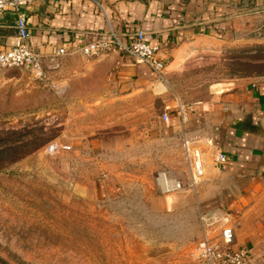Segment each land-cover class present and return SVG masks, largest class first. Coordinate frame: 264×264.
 I'll return each instance as SVG.
<instances>
[{"label": "rangeland", "instance_id": "rangeland-1", "mask_svg": "<svg viewBox=\"0 0 264 264\" xmlns=\"http://www.w3.org/2000/svg\"><path fill=\"white\" fill-rule=\"evenodd\" d=\"M241 16L234 34L170 45L162 81L78 53L42 80L0 69V264H196L207 230L191 190L160 191L159 172L189 181L160 117L264 79V13Z\"/></svg>", "mask_w": 264, "mask_h": 264}, {"label": "crops", "instance_id": "crops-1", "mask_svg": "<svg viewBox=\"0 0 264 264\" xmlns=\"http://www.w3.org/2000/svg\"><path fill=\"white\" fill-rule=\"evenodd\" d=\"M253 9L264 13V0H34L25 13L29 44L47 57L109 26L124 39L143 30L150 43L162 46L165 57L170 45L185 39L234 34L237 23H246L238 14ZM13 18L9 11L0 14V50L14 40ZM92 58L105 70L116 69L114 75L121 79L143 82L155 76L125 55ZM164 113L160 118L166 134L180 141L183 158L186 139L208 158L215 149L226 155L220 170L207 165L205 175L189 189L199 215L208 217V233L230 226L234 247L249 250L245 264H264V79L234 80L210 100L190 106L185 120L176 109ZM209 138L211 145L205 143Z\"/></svg>", "mask_w": 264, "mask_h": 264}, {"label": "built area", "instance_id": "built-area-1", "mask_svg": "<svg viewBox=\"0 0 264 264\" xmlns=\"http://www.w3.org/2000/svg\"><path fill=\"white\" fill-rule=\"evenodd\" d=\"M34 0H0V14L4 11L11 12L14 17L15 36L8 49L0 50V69L24 68L33 77L44 79L48 71L58 66L59 58L78 53L86 57H95L103 54L116 53L125 55L137 63L146 65L162 81L166 74L165 58L161 56L162 46L152 44L143 30H136L122 38V33L109 26L106 30L94 32L89 39L73 43L70 48H60L49 57L35 51L28 42V29L26 23L25 8ZM182 103L176 105V113L182 119H186L187 111ZM164 119L167 114L164 113ZM205 143L212 144V140L206 139ZM184 158L188 169V187L176 177L166 171L159 172L157 183L162 193H173L191 189L206 173L207 165H211L217 171L226 162L223 151L215 149L210 157H206L198 146L188 144L184 140ZM202 225L207 231L194 244L191 254L196 264H245L249 250L245 247H234L233 229L224 225L219 233L209 234L208 217L199 215Z\"/></svg>", "mask_w": 264, "mask_h": 264}, {"label": "water", "instance_id": "water-1", "mask_svg": "<svg viewBox=\"0 0 264 264\" xmlns=\"http://www.w3.org/2000/svg\"><path fill=\"white\" fill-rule=\"evenodd\" d=\"M152 254H158V257H161L162 256V253H163V249L160 248V247H155L152 249Z\"/></svg>", "mask_w": 264, "mask_h": 264}, {"label": "trees", "instance_id": "trees-1", "mask_svg": "<svg viewBox=\"0 0 264 264\" xmlns=\"http://www.w3.org/2000/svg\"><path fill=\"white\" fill-rule=\"evenodd\" d=\"M14 20H15V17L13 18ZM14 24V23H13ZM15 29V28H14ZM0 140H4V138H0ZM0 142H2V141H0ZM10 143H3V144H0V146L2 145V146H4L5 148H8L10 145H9Z\"/></svg>", "mask_w": 264, "mask_h": 264}]
</instances>
